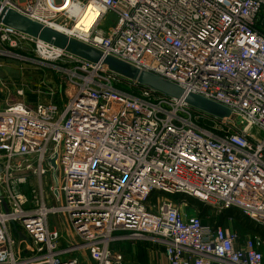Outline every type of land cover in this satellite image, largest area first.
I'll return each mask as SVG.
<instances>
[{
    "label": "built area",
    "instance_id": "2783aa9c",
    "mask_svg": "<svg viewBox=\"0 0 264 264\" xmlns=\"http://www.w3.org/2000/svg\"><path fill=\"white\" fill-rule=\"evenodd\" d=\"M3 10L231 117L0 21V61L40 76L14 96L0 84V264H125L113 245L126 241L161 246L167 264H264L259 236L203 224L168 198L236 210L264 228V0H0ZM108 14L116 21L105 31Z\"/></svg>",
    "mask_w": 264,
    "mask_h": 264
},
{
    "label": "water",
    "instance_id": "95a60500",
    "mask_svg": "<svg viewBox=\"0 0 264 264\" xmlns=\"http://www.w3.org/2000/svg\"><path fill=\"white\" fill-rule=\"evenodd\" d=\"M0 21L8 27L16 29L17 31L42 40L46 43L52 44L55 47L63 49L85 61L94 64H101L103 68H106L129 81H135L144 88L150 89L167 97L175 99L183 98L185 103L197 112L220 120H226L231 117V112L219 104L192 94L185 96L180 87L166 80H163L153 74L139 73L129 65L116 59L108 57L104 58L97 50L76 40H71L62 33L45 28L40 24L17 14L16 12L3 10L0 13ZM0 199H2L1 191Z\"/></svg>",
    "mask_w": 264,
    "mask_h": 264
},
{
    "label": "rangeland",
    "instance_id": "374dc122",
    "mask_svg": "<svg viewBox=\"0 0 264 264\" xmlns=\"http://www.w3.org/2000/svg\"><path fill=\"white\" fill-rule=\"evenodd\" d=\"M116 19L113 15L108 14L105 18V22L102 23L101 25V29L103 30H107L109 26H112L115 23ZM24 72V73H23ZM51 73H49L50 76ZM39 74H37V72L34 70V68L32 66H30L29 64H20L18 62H14V61H8V60H1L0 61V84L2 86H4L6 89H8L11 92V95L14 96V87L18 86V88L25 86L28 87V89H34V87L40 82V76H38ZM15 85V86H14ZM27 89V90H28ZM30 93H28V97L27 100L31 101L30 99ZM11 96V97H12ZM13 98V97H12ZM14 99V98H13ZM232 121H236L235 119H232ZM224 127H226L227 125H230V121H226L225 123H221ZM219 125L216 126V130H218ZM169 199L172 200V198L168 197ZM188 199H191V197H188ZM194 199V198H192ZM197 200V199H196ZM174 201V199H173ZM206 207L209 209L208 212L206 213V218H218L219 216H224V214H218L216 210V207H210L207 206ZM186 212L189 215H200L201 210L200 207L198 206H190L189 202H187L186 206H185ZM56 217L51 216L50 217V222L53 223L55 221ZM231 228H233V224H231ZM236 232H238L239 234L242 235H248L252 233H241V231L237 228H235ZM12 236L14 238H18L19 235L15 232L12 231ZM85 260L87 261V258H85ZM125 263L129 264V260L126 258L125 259ZM90 264V262H89Z\"/></svg>",
    "mask_w": 264,
    "mask_h": 264
},
{
    "label": "crops",
    "instance_id": "0c3cea01",
    "mask_svg": "<svg viewBox=\"0 0 264 264\" xmlns=\"http://www.w3.org/2000/svg\"><path fill=\"white\" fill-rule=\"evenodd\" d=\"M224 228L234 231V229L231 228V223L224 226ZM239 236L242 239L245 237L259 236L262 240H264V234L261 235V233L254 235L248 234L244 236L239 234ZM113 250L118 251L123 255L124 263L127 258L130 262L129 264H167L163 248L161 246H153V244L149 242H119L113 245Z\"/></svg>",
    "mask_w": 264,
    "mask_h": 264
},
{
    "label": "trees",
    "instance_id": "16d2710c",
    "mask_svg": "<svg viewBox=\"0 0 264 264\" xmlns=\"http://www.w3.org/2000/svg\"><path fill=\"white\" fill-rule=\"evenodd\" d=\"M125 91L131 93V94H135V95H139L140 94V90L138 89H131L130 87H128L127 85H124L122 87ZM209 124V123H208ZM153 199H156V196L153 197ZM182 200L189 202L190 206H198L200 207L201 213L199 215V217L201 218L203 224H207V225H217V226H227L229 224L228 222V218L230 216L234 217L233 222H231V224H233V228L235 230V228L239 229L241 231V233H252V235L257 234V233H261V235L264 234V228L251 221L250 219L242 216L240 213L236 212V210H228L226 212H224V216H219L218 218L214 217V218H206V213L208 212V208L206 207V204L200 202L199 200L196 199H188V197L185 196H179L176 197L174 199L175 202H181ZM241 236H244L241 234Z\"/></svg>",
    "mask_w": 264,
    "mask_h": 264
},
{
    "label": "bare ground",
    "instance_id": "6f19581e",
    "mask_svg": "<svg viewBox=\"0 0 264 264\" xmlns=\"http://www.w3.org/2000/svg\"><path fill=\"white\" fill-rule=\"evenodd\" d=\"M173 200V199H172Z\"/></svg>",
    "mask_w": 264,
    "mask_h": 264
}]
</instances>
